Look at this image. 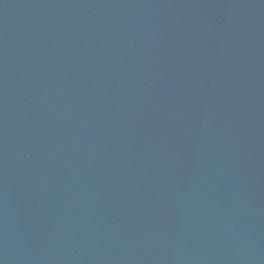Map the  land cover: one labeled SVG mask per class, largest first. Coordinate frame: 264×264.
I'll return each mask as SVG.
<instances>
[{
	"label": "water",
	"instance_id": "obj_1",
	"mask_svg": "<svg viewBox=\"0 0 264 264\" xmlns=\"http://www.w3.org/2000/svg\"><path fill=\"white\" fill-rule=\"evenodd\" d=\"M0 264H264V0H0Z\"/></svg>",
	"mask_w": 264,
	"mask_h": 264
}]
</instances>
